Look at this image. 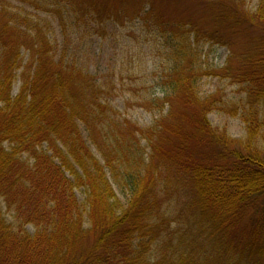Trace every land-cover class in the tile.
<instances>
[{
	"label": "trees",
	"instance_id": "trees-1",
	"mask_svg": "<svg viewBox=\"0 0 264 264\" xmlns=\"http://www.w3.org/2000/svg\"><path fill=\"white\" fill-rule=\"evenodd\" d=\"M201 1L211 28L152 0H0V200L14 218L0 206V264H264V0ZM125 17L162 41L160 94L137 100L155 117L144 127L80 54ZM203 39L227 47L222 66L205 64ZM204 76L237 100L202 95ZM213 111L238 116L244 137Z\"/></svg>",
	"mask_w": 264,
	"mask_h": 264
},
{
	"label": "rangeland",
	"instance_id": "rangeland-1",
	"mask_svg": "<svg viewBox=\"0 0 264 264\" xmlns=\"http://www.w3.org/2000/svg\"><path fill=\"white\" fill-rule=\"evenodd\" d=\"M122 0H110L111 3ZM130 4L135 0H126ZM256 0H245L246 7L253 8ZM157 12L162 13L171 20L194 21L203 28H211L214 23L206 14V7L201 0H152ZM133 9L129 6L127 9ZM60 37L58 28L48 33L50 39ZM202 43V42H201ZM199 45L202 50V59L205 64L212 67L222 66L227 59L228 49L224 45L205 41ZM80 54L83 55L89 72L102 82H105L112 92L110 102L122 116L127 117L139 126L151 125L154 115L137 105L139 94L152 92L159 95V80L163 72L162 41L154 31L147 30L140 20L133 21L123 18L119 22H107L105 26L86 39L81 45ZM24 58L26 53L23 52ZM20 81L17 79L12 87L15 95L19 89ZM136 86L139 90L137 95H132L130 89ZM202 95L216 93L223 98L237 100L236 86L226 80L215 76H204L200 81ZM209 121L215 127L226 129L233 138H243L245 135L244 125L238 116H230L221 111H213L208 115ZM97 154V153H96ZM98 155V154H97ZM99 156V155H98ZM118 197L126 203V196L118 186L114 185ZM80 202H84L83 189H75ZM3 215L8 223L14 222L13 215L6 209L0 200ZM29 231L33 226L28 225Z\"/></svg>",
	"mask_w": 264,
	"mask_h": 264
}]
</instances>
